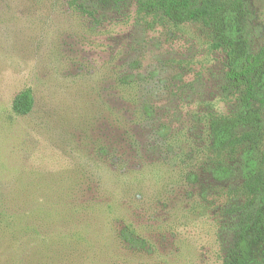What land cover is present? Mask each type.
Wrapping results in <instances>:
<instances>
[{
  "label": "rangeland",
  "instance_id": "obj_1",
  "mask_svg": "<svg viewBox=\"0 0 264 264\" xmlns=\"http://www.w3.org/2000/svg\"><path fill=\"white\" fill-rule=\"evenodd\" d=\"M137 1L0 0V264H226L252 222L246 160L216 177L206 155L212 119L242 110L225 54ZM241 2L258 54L264 0Z\"/></svg>",
  "mask_w": 264,
  "mask_h": 264
},
{
  "label": "trees",
  "instance_id": "obj_2",
  "mask_svg": "<svg viewBox=\"0 0 264 264\" xmlns=\"http://www.w3.org/2000/svg\"><path fill=\"white\" fill-rule=\"evenodd\" d=\"M106 8L119 7L127 0H94ZM139 12L158 16L175 25L206 23L211 28L213 46L225 54L228 72L226 78L232 89L237 90L241 111L230 115H217L209 125V144L206 155L212 161L213 174L225 175L231 163L246 160L244 191L247 206L258 205L252 222L247 219L239 233L233 251L226 264H250L254 248H264V127L263 112L257 102L264 104V50L258 54L249 52L246 38L241 36V27L233 29L232 16L237 22L245 17L241 0L230 4H216L214 0H138ZM123 86L129 88L127 81ZM35 105L31 90L19 94L13 102V111L28 115ZM257 156L258 162L251 160ZM259 156V157H258ZM121 237L130 244H140L126 229Z\"/></svg>",
  "mask_w": 264,
  "mask_h": 264
}]
</instances>
